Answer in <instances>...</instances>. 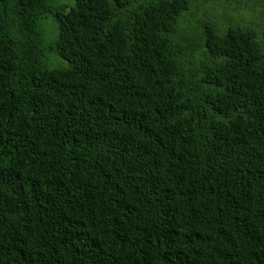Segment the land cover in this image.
Returning a JSON list of instances; mask_svg holds the SVG:
<instances>
[{"label": "trees", "instance_id": "obj_1", "mask_svg": "<svg viewBox=\"0 0 264 264\" xmlns=\"http://www.w3.org/2000/svg\"><path fill=\"white\" fill-rule=\"evenodd\" d=\"M71 1L0 0V264H264V11Z\"/></svg>", "mask_w": 264, "mask_h": 264}, {"label": "rangeland", "instance_id": "obj_2", "mask_svg": "<svg viewBox=\"0 0 264 264\" xmlns=\"http://www.w3.org/2000/svg\"><path fill=\"white\" fill-rule=\"evenodd\" d=\"M60 2H67V0H58ZM242 2L240 4H236L235 2ZM247 1V0H245ZM244 1V2H245ZM71 2H74L75 3V0H72ZM202 3L206 4V5H209V6H215L216 4H220V3H225V4H230V5H237V8L240 9V10H243L244 9V5H243V0H201ZM249 2V1H248ZM251 4H253L254 6H256V8L258 10H261V11H264V0H250ZM191 14L189 13L188 15H186V17H189ZM228 16V15H227ZM256 15L252 16V15H249L247 14V19L249 20V22H251V20H254L253 18H255ZM203 18V15L201 13V11H199L197 13V19L196 20H201ZM53 26V23L51 21H48L46 22L45 24V30L47 31H51L52 30V27ZM48 43H50V41L48 40L47 41ZM47 48H48V51L45 53V55L48 57V58H53V56L55 55V53L51 52V50L49 49V46L48 44L46 45ZM50 50V51H49ZM64 62V66H67L68 65V62L67 61H63Z\"/></svg>", "mask_w": 264, "mask_h": 264}]
</instances>
